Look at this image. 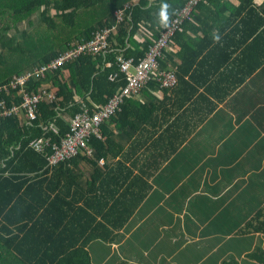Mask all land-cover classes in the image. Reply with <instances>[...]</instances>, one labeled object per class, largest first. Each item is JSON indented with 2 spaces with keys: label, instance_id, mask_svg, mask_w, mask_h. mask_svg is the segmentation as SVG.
<instances>
[{
  "label": "crops",
  "instance_id": "crops-1",
  "mask_svg": "<svg viewBox=\"0 0 264 264\" xmlns=\"http://www.w3.org/2000/svg\"><path fill=\"white\" fill-rule=\"evenodd\" d=\"M80 8L67 19L65 44L62 35L39 34L33 54L52 57L84 25H98L101 5L91 15ZM171 38L161 65L175 67L176 83L150 80L125 98L98 170L73 168L84 183L93 174L116 188L130 184L126 199L142 194L111 242L119 248L136 234L122 252L128 263L258 264L247 253L264 248V233L248 229L264 211V0H203ZM96 241L87 246L91 259L97 253L95 264H105Z\"/></svg>",
  "mask_w": 264,
  "mask_h": 264
},
{
  "label": "trees",
  "instance_id": "trees-1",
  "mask_svg": "<svg viewBox=\"0 0 264 264\" xmlns=\"http://www.w3.org/2000/svg\"><path fill=\"white\" fill-rule=\"evenodd\" d=\"M184 2L0 0V21H4L0 25V64L12 67L9 72L5 70L0 75V84L34 64L52 58L33 54L32 38L39 34L45 39L62 35L61 42L65 44L67 19L75 16L80 7L87 8L88 15L94 12L90 9L93 5L99 4L103 8L98 10L102 13H98V25H84L76 37L77 41L86 40L97 28L110 25L114 21V11L127 5L122 20L108 37L107 52L80 55L43 78L28 81V89L36 91L45 86L55 93L53 100L43 97L37 104L34 119L26 122L17 116L0 117V264H95L88 244L94 240L111 243L117 236L142 194L126 199L127 189H133L130 184L124 188H120V184L116 188L111 180L101 182L100 177L93 174L84 183L73 165L87 162L92 169L98 170L97 161L105 158V150L112 145L113 137L108 125L118 113L99 125L105 143L95 136L88 139L89 145L96 151H92V156L79 153L50 164V146L35 150L31 142L42 137L57 142L69 130V120L76 113L83 108L92 112L104 104L125 83L123 73L118 70L117 55L132 57L137 62L158 35L162 7L167 5V15L172 16ZM49 6L53 12H50ZM9 28L15 32L14 35L9 33ZM141 29L144 32L149 30L147 36L144 32L140 34ZM107 62L110 64L106 65ZM158 63L160 68L166 67L161 65L164 63L162 57ZM64 70L67 76L63 75ZM113 73L117 75L110 79ZM15 91H11L14 94L12 99L18 103L21 96ZM0 97L4 95L0 94ZM4 98L11 101V97ZM50 125L57 131H53ZM249 224L252 226L248 229L264 233V211ZM247 256L258 264H264V248L260 246L248 252ZM112 264L132 263L121 257ZM233 264L238 262L233 261Z\"/></svg>",
  "mask_w": 264,
  "mask_h": 264
},
{
  "label": "built area",
  "instance_id": "built-area-1",
  "mask_svg": "<svg viewBox=\"0 0 264 264\" xmlns=\"http://www.w3.org/2000/svg\"><path fill=\"white\" fill-rule=\"evenodd\" d=\"M200 0H186L176 15L171 17L165 24L159 36L148 45L144 55L134 62L131 57H124L119 54L116 57L118 70L123 73L125 83L116 90L106 102L94 109L92 112L88 108H83L69 120V130L61 137L59 142H52L47 137L33 139L31 145L35 150L50 146L51 153L48 155V162L54 164L60 160L75 156L78 153L90 154L91 148L88 139L91 136L100 137L99 125L112 114L120 110L125 98L137 94L142 86L150 80L157 82L160 87H171L176 81L175 67L160 68L158 60L163 56L171 42V37L175 30L181 25L183 20L190 18L196 4ZM124 8L114 12L115 20H121ZM115 25L105 26L93 32L92 36L83 41H73L69 46L54 55L48 61L34 65L32 68L20 74L13 75L6 82L0 84V94L4 97H11L8 102L4 97H0V117L17 116L26 122L34 119L37 115V104L43 97L53 100L55 93L49 88L42 86L36 91L28 89V81L31 79L43 78L45 74L53 72L68 61L73 60L81 54H101L108 48V36ZM116 73L109 76L115 77ZM12 90L21 96L18 103L13 101ZM19 96V97H20ZM50 128L56 132L55 128Z\"/></svg>",
  "mask_w": 264,
  "mask_h": 264
},
{
  "label": "rangeland",
  "instance_id": "rangeland-1",
  "mask_svg": "<svg viewBox=\"0 0 264 264\" xmlns=\"http://www.w3.org/2000/svg\"><path fill=\"white\" fill-rule=\"evenodd\" d=\"M2 23H4V21L0 23L1 26H2ZM7 24H10V23L7 22ZM9 33H13V35L15 34V32L12 29L9 30ZM11 68L12 67L7 65V64H0V75L4 74L6 71L9 72L11 70ZM135 236H136V234H133L130 239L125 241V243L120 242L119 243L120 244L119 248L112 246L111 243L106 245V243L103 242V241H96V242H99L100 244H102L104 246V249H103L104 252L102 253V256L103 257L107 256L106 259H105V261H106L105 264H109L112 260H113L114 263L118 262L119 258H121V256H122V252L124 253V251L130 250V248L129 249H125V248L129 247L132 244V242L135 239ZM93 249H94V246H93ZM132 251H133L134 254H139V253L142 254L143 253V250H141V249H132ZM98 260L99 259H98L97 253H96V255L95 254L93 255V260L92 261L94 263H97ZM227 261L229 263H231V261H229V259H227Z\"/></svg>",
  "mask_w": 264,
  "mask_h": 264
},
{
  "label": "bare ground",
  "instance_id": "bare-ground-1",
  "mask_svg": "<svg viewBox=\"0 0 264 264\" xmlns=\"http://www.w3.org/2000/svg\"><path fill=\"white\" fill-rule=\"evenodd\" d=\"M185 1H186V0H185ZM201 1H203V0L198 1V3L201 2ZM184 3H185V2H184ZM198 3H197V4H198ZM197 4H196V5H197ZM181 7H182V6H181ZM181 7H180V8H181ZM121 8H124V9H125V8H127V5H124V6L121 7ZM121 8H119V9H121ZM180 8H179V9H180ZM179 9H178V10H179ZM116 10H117V9H116ZM178 10H177V11H178ZM177 11H176V13H177ZM114 12H115V11H114ZM124 12H125V11H123L122 18H123V16H124ZM176 13L173 14L172 16H169L168 19H167V22H168V20H169L171 17L175 16ZM122 18H121V20H122ZM121 20H119L118 22H116V20H115V15H114V23H111L110 25H107V26L110 27V26H112V25H115V26H114V28H115L116 25H117ZM167 22H165L163 25L165 26V24H166ZM164 26L162 27V29L164 28ZM103 27H105V26H103ZM114 28L112 29V31L114 30ZM97 29H99V28H97ZM97 29H96V30H97ZM162 29L159 31L157 37L159 36V34H160V32L162 31ZM96 30H94V31H96ZM94 31H93V32H94ZM112 31H111V32H112ZM93 32H92V34H93ZM111 32H110V34H111ZM92 34H91V36H92ZM110 34H109V35H110ZM91 36H90V37H91ZM172 36H173V35H172ZM108 37H109V36H108ZM157 37H155L154 40H155ZM88 39H89V38H88ZM86 40H87V39H86ZM108 44H109V41H108ZM108 50H109V45H108V48H107V50H106L105 52H107ZM62 51H63V50H62ZM59 52H61V51H59ZM105 52H104V53H105ZM57 53H58V52H57ZM57 53H56V54H57ZM104 53H101V54H104ZM56 54H55V55H56ZM85 54H87V53H85ZM81 55H83V54H81ZM96 55H97V54H96ZM53 56H54V55H53ZM79 56H80V55H79ZM79 56H78V57H79ZM76 58H77V57H76ZM74 59H75V58H74ZM74 59H73V60H74ZM132 59H133V58H132ZM133 61H134V60H133ZM68 62H69V61H68ZM65 64H66V63H65ZM62 66H63V65H62ZM57 69H58V68H57ZM119 72H120V71H119ZM113 74H114V73H113ZM116 75H117V73H116ZM116 75H115V77H116ZM115 77H114V78H115ZM117 112H118V111H117ZM117 112H115V113H117ZM103 121H104V120H103ZM103 121H102V122H103ZM100 137H101V132H100ZM100 137H99V138H100ZM60 139H61V137H60ZM57 142H59V140H58ZM90 148H91V146H90ZM92 151H93V149L91 148V152H90V154H87V155H88V156H92ZM78 154H79V153H78ZM81 154H83V153H81ZM76 155H77V154H76Z\"/></svg>",
  "mask_w": 264,
  "mask_h": 264
},
{
  "label": "clouds",
  "instance_id": "clouds-1",
  "mask_svg": "<svg viewBox=\"0 0 264 264\" xmlns=\"http://www.w3.org/2000/svg\"><path fill=\"white\" fill-rule=\"evenodd\" d=\"M167 5H164L161 9V13H160V16H161V20L162 22H167V19H168V15H167Z\"/></svg>",
  "mask_w": 264,
  "mask_h": 264
}]
</instances>
